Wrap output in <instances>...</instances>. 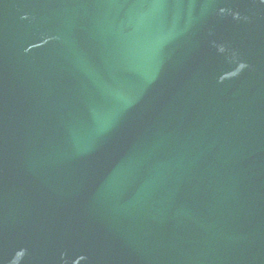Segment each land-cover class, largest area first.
<instances>
[{"label": "water", "instance_id": "95a60500", "mask_svg": "<svg viewBox=\"0 0 264 264\" xmlns=\"http://www.w3.org/2000/svg\"><path fill=\"white\" fill-rule=\"evenodd\" d=\"M0 264H264V0H0Z\"/></svg>", "mask_w": 264, "mask_h": 264}]
</instances>
